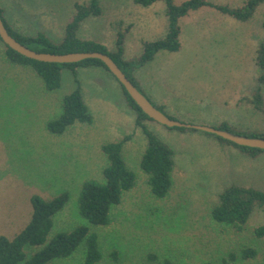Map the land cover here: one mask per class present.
Listing matches in <instances>:
<instances>
[{"label":"rangeland","instance_id":"rangeland-1","mask_svg":"<svg viewBox=\"0 0 264 264\" xmlns=\"http://www.w3.org/2000/svg\"><path fill=\"white\" fill-rule=\"evenodd\" d=\"M90 0H0L5 18L22 33L38 31L61 42L76 14V3ZM102 15L89 17L78 36L115 49L125 32V58L138 60L145 42L163 39L169 28L167 6L148 8L135 0H99ZM187 0H174L180 5ZM244 7L249 0H206ZM178 52L161 51L134 73L140 91L171 119L233 134L264 133V70L258 65L264 44V3L247 22L203 7L180 19ZM130 27L129 30H127ZM78 80L79 84L76 82ZM80 85L93 123H76L63 134L47 129L62 115L66 96ZM262 95L260 111L251 101ZM258 103V101H257ZM137 114L119 82L102 68L62 70V84L47 92L33 70L11 64L0 41V236L14 239L32 217V197L53 199L69 193L66 207L54 218L52 235L86 225L99 236V264H264V209L256 210L244 231L217 224L210 212L218 196L232 185L264 191V153L253 158L203 131L170 129L147 121V129L174 151L173 185L156 199L149 176L141 169L148 140L136 126ZM132 138L124 145L135 187L123 194L107 226H93L80 214L79 198L88 180L102 181L108 165L103 147ZM26 248L29 257L35 248ZM259 255L243 260L241 251ZM86 244L53 264H85ZM235 256V258H233Z\"/></svg>","mask_w":264,"mask_h":264},{"label":"trees","instance_id":"trees-1","mask_svg":"<svg viewBox=\"0 0 264 264\" xmlns=\"http://www.w3.org/2000/svg\"><path fill=\"white\" fill-rule=\"evenodd\" d=\"M160 1L167 6L168 32L163 39L145 42L142 56L132 62L128 61L124 56L126 36L124 31L118 32L113 51H110L105 45L97 41L83 40L78 36L82 24L89 17L102 15V7L99 0H90L87 4L76 3V14L67 25L64 39L61 42H54L42 31L34 34L18 31L5 18V11L1 7L0 16L9 34L19 43L33 51L56 55L81 52H100L108 55L140 91L134 76L136 69L152 62L161 51L174 53L180 50V19L188 16L192 11L203 7H212L237 21L247 22L253 18L257 8L264 3V0H249L240 9L214 5L206 0H187L180 5H176L174 0H135V3L141 7L148 8ZM129 29L130 27L127 30ZM0 41L3 42L1 38ZM5 47L6 59L13 65L33 70L44 82L47 92H54L61 87L63 69H68L75 74L79 68H102L112 75L106 65L97 59H89L75 64H52L26 58L8 46L5 45ZM258 65L264 70V44L259 51ZM260 81L262 84L264 83V76L260 78ZM76 82L79 84L77 79ZM120 86L129 107L137 114L136 126L143 129L148 140L147 149L141 160V169L149 176L148 183L153 196L156 199H164L168 196L173 185L174 151L147 129L146 122L154 120L140 109L121 84ZM261 101L262 95L259 93L255 96V100L251 101V104H255L260 111H263V107L259 103ZM157 109L163 112L161 109ZM62 110V115L58 119L47 124V129L52 134L61 135L76 123L89 125L93 123V116L84 100L80 85L73 93L65 97ZM170 129L185 132L198 131L187 128ZM219 129L230 131L226 124H223ZM213 136L222 143L236 147L249 157L255 158L264 153V150L238 146L221 137ZM245 136L264 139V133L247 134ZM131 138L132 136L128 135L119 142L105 145L103 152L108 159V165L102 171L103 180H88L82 186L79 198L80 214L93 226L109 225L113 207L121 205L124 192L132 190L136 185V175L128 168L123 152L124 145ZM69 199L68 192H64L53 199L33 196L32 217L26 228L14 239L0 236V264H53L56 259L71 257L84 243L87 247L85 264H99L102 260L99 236L94 232H90L89 227L86 225L80 226L71 232H58L52 235L54 218L66 207ZM258 209H264V191L232 185L219 194L218 201L212 208L210 215L219 225L234 227L238 231H244L250 217ZM256 234L260 238L264 237V226L257 228ZM29 246L36 249V252L30 257L26 251ZM258 255L259 251L252 247L241 251L243 260L254 259ZM166 263L171 264L168 261Z\"/></svg>","mask_w":264,"mask_h":264},{"label":"water","instance_id":"water-1","mask_svg":"<svg viewBox=\"0 0 264 264\" xmlns=\"http://www.w3.org/2000/svg\"><path fill=\"white\" fill-rule=\"evenodd\" d=\"M0 38L3 43L16 51L20 55L40 61L52 64H75L89 59H97L102 61L112 75L118 80V82L125 88L130 97L136 102L140 109L155 122L166 126L168 128H187L198 131H203L209 134L216 135L227 141H230L238 146L248 147L253 149L264 150V139L259 137H248L239 134H233L230 131L220 130L210 127L193 126L183 124L179 121L173 120L158 110L149 99L142 94L137 87L127 78L121 68L106 54L100 52H81V53H69L64 55H56L50 53H39L29 49L28 47L19 43L13 38L7 31L3 20L0 16Z\"/></svg>","mask_w":264,"mask_h":264}]
</instances>
